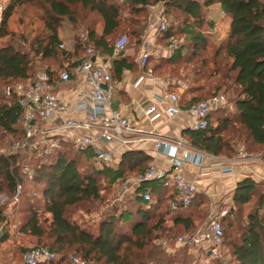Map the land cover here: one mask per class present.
Instances as JSON below:
<instances>
[{"label":"trees","instance_id":"trees-1","mask_svg":"<svg viewBox=\"0 0 264 264\" xmlns=\"http://www.w3.org/2000/svg\"><path fill=\"white\" fill-rule=\"evenodd\" d=\"M7 1L1 25L17 8L37 5L43 13L48 35L32 44L16 33L5 34L9 40L0 46V87L4 86L3 90L32 78L36 73V59L39 63L53 62V65L43 69L54 77L60 70L72 71L83 59L86 47H93L96 54L111 56L113 40L122 31L131 29V34L137 36L139 41L148 7L160 3L167 12L178 11L185 17L180 30L188 32L191 57H195L207 50V35L214 27L213 23L205 22V14L212 6H219L223 15L230 19L227 37L221 47L230 62L228 70L222 74L214 71L211 79L218 78V84L209 85V88L204 85L193 87L190 98L181 100V105L187 108L190 104L223 97L225 104L232 105V112L231 115L224 112L225 116H217L213 125V115L223 111L226 105L218 108L209 114L208 126L204 130L187 129L183 135L195 149L223 158H230L233 145L242 142L258 149L264 161V0ZM124 10L133 19H126ZM64 22L69 24L72 31L82 28V36L86 37V42L82 44V36L75 35L72 51L60 49L62 40L59 29ZM204 27L208 33L203 32ZM175 35V29L169 25L163 35L167 45V38ZM22 45H27V51L22 49ZM182 52L181 47L172 51L171 63L183 59ZM219 56L216 50L213 57ZM124 63L123 59L114 62L116 79L123 68L131 67ZM63 64L64 67L58 69ZM207 68L205 60H201L200 65L193 70V78L197 81ZM151 69L155 74L158 68ZM227 91L232 92L231 98ZM7 137L10 141L23 138L22 108L17 104L15 95L7 96L0 91V149ZM50 139L57 141V147L35 165L32 178L40 186L37 194L43 201V212L49 217L41 219L34 209L32 198H21L28 206V217L23 221L20 232L36 238L35 247L46 248L54 254L72 251L82 263L187 264L186 248H182L185 251L183 255L170 257L159 250L154 242L176 231L181 236L193 232L207 216L206 201L202 197H195L189 207L171 211L169 203L175 196L174 189L164 186L160 180L142 182L136 188L134 198L125 204L126 208L130 205L131 209L123 207L118 215L94 213L99 218L97 234H94L89 228L72 220L71 211L79 208L82 212H89L100 206L107 201V192L112 189L116 192V183L123 182L131 173L143 174L151 157L142 151H127L121 155L115 168H98L93 159L89 160L92 156L89 151L74 150L70 142L58 137ZM21 181L18 156L0 153V194H13ZM259 186L260 183L250 177L236 184L232 209L221 219V247L226 242V228H233L231 219L235 210L249 206ZM144 193H149L150 203L143 200ZM261 212L264 214V197L259 195L256 208L247 214L246 227L239 230L238 241L230 243L236 264H264V223ZM3 220L0 218V222ZM6 240L7 235L3 234V241ZM43 264H62V259Z\"/></svg>","mask_w":264,"mask_h":264},{"label":"built area","instance_id":"built-area-1","mask_svg":"<svg viewBox=\"0 0 264 264\" xmlns=\"http://www.w3.org/2000/svg\"><path fill=\"white\" fill-rule=\"evenodd\" d=\"M150 10L153 6L148 7ZM2 7L0 6V14ZM1 22V18H0ZM169 28V22L164 15L150 16L147 23V30L157 35H164ZM215 34L214 28L209 32ZM86 42V37H81V43ZM169 51L178 48V43L173 36L167 38ZM128 39L126 36L118 38L112 49V57L119 59L126 51ZM60 49L68 51L64 44ZM149 55L142 53L139 58V65L147 76H153V71L147 67ZM94 58V61L92 59ZM97 54L93 47H86L83 59L72 70H60L54 77H51L45 69L35 73L32 78L24 83H18L13 87L4 88L5 95H15L17 104L22 108V129L23 138L12 139L9 144V153L5 155H20L28 153L35 145L33 141L40 138H48V150L57 147V141L51 140L58 137L73 145L74 150L90 151L96 167L114 168V154L116 149H103L104 145L117 143L118 148L126 147L133 141H150L154 150L165 155L169 168L163 169L148 165L146 171L135 181L118 184L115 196L109 201L102 213H109L112 209H119L126 204V197L134 198L136 188L145 181L160 180L164 186L171 187L175 196L169 203L171 211L179 207L186 208L192 204L198 194V189L192 181H188L184 173V164L190 158H197L195 166L204 167L203 161L206 155L195 149L184 138H169L157 135L153 130H146L142 126L133 125L130 116H123L116 110L109 108L110 102L114 99L115 85L111 74L102 62H98ZM69 84L79 82L82 89L78 98L72 104L62 103L56 96L53 89V82ZM157 103L165 104V115L167 119H173L184 110L181 105V98L173 91L164 88L160 96L154 97ZM222 102L219 98L201 101L190 104L185 111L189 113L194 121L193 130H204L208 126L209 114L221 108ZM71 108L75 111L85 112L82 120L65 118ZM154 113L152 120L158 117L155 107H152L148 114ZM82 130L83 135H77L76 131ZM103 145V146H99ZM238 159L234 162L243 163L249 156L238 153ZM22 171L28 177L34 175V168L24 165ZM264 182V176L261 180ZM23 187L18 183L14 190L15 200L21 196ZM142 198L150 203L149 193H144ZM230 212V205L224 204L221 207L214 205L207 209L206 219L193 232L177 237L176 246L186 248L188 251H199L207 257H216L222 245L223 231L221 219ZM101 214V213H100ZM165 245V243H161ZM209 253V255H208ZM24 264H43L55 259V254L42 247H34L24 252Z\"/></svg>","mask_w":264,"mask_h":264},{"label":"rangeland","instance_id":"rangeland-1","mask_svg":"<svg viewBox=\"0 0 264 264\" xmlns=\"http://www.w3.org/2000/svg\"><path fill=\"white\" fill-rule=\"evenodd\" d=\"M200 2L202 0H199ZM7 0H0V6L2 7V12L0 14V18L2 19V13L7 6ZM218 6H212L207 14H205V22L213 23L214 28L216 29L215 34H206L208 36V48L206 51L201 52L195 57H191V46L188 45V32H181V28L183 23L185 22V17L181 15L178 11L171 10L169 12L166 11L164 5L162 3L153 6V9L150 10L148 8L146 18L144 19V28L142 31V35L140 40L138 41V37L131 34L130 30L122 31L114 40L115 42L118 38L122 36H127L128 44L126 46L127 53L138 54L141 48L144 46L146 42L154 43V46H151L148 49L150 53L148 67H157V72L154 74L160 78H165L170 84V91H173L179 95L181 100L186 101L190 98V93L193 87H198L204 85L209 88V85H213L218 80L211 79L213 77V73H226L228 70L230 62L224 56V52L221 49L224 40L227 37L228 29H229V18L222 14L221 19H212L210 17L213 16L216 12H219ZM124 17L126 19H133L131 16H128L127 11H123ZM158 16L164 15L169 22V25L173 27L176 31L175 40L178 43V47L183 49L184 58L180 61H175L171 63L170 56L172 52H169L167 48L166 40L163 39V35H157L155 33L149 32L147 30V23L150 16ZM91 20L93 17L90 18ZM140 19V17L138 18ZM212 19V20H211ZM0 22V46L9 40V36H5L7 33H16L17 35L23 36L29 43L35 44V42L39 39H42L48 35V32L45 29V19L43 13L39 6L37 5H24L20 8H17L12 16L5 22V24L1 25ZM196 31V30H195ZM207 28H203V32L205 33ZM208 33V31H207ZM60 37L64 38V46L66 49H70L75 43V35H79L81 37L84 35V31L82 28H77L75 31H72L69 24L64 22L59 29ZM23 50L27 51V45L21 46ZM168 50V51H166ZM218 51L220 56L218 58H214V52ZM140 54V53H139ZM138 54V55H139ZM201 60H205L207 65V69L205 73L202 71V77L199 76L196 81L193 78V70L200 65ZM170 62V63H169ZM53 65V62H38V59L34 61L35 72L41 71L45 67H49V65ZM65 64L60 66L58 69H62ZM52 67V66H51ZM54 67V66H53ZM57 67V66H56ZM55 67V68H56ZM175 74L176 76L172 75ZM218 84V82H217ZM3 87H0V91H3ZM228 97H232V92H226ZM222 102V107L226 105L223 111L216 113L213 115L211 119V123L215 125V118L217 116L223 117L227 114L231 115L232 105L225 104L224 98H219ZM226 112V113H224ZM48 138H40L35 139L33 141L35 147L25 154H20L18 156V165L20 169V173L22 175V187L23 191L19 199L15 200V195L9 193H1L0 194V218L4 220L0 222V264H24L22 256L25 251L34 248L37 245V240L34 237L29 236L28 234H23L20 232V227L23 221L28 217V206L25 205L23 200L32 198L34 201V209L38 211L41 219L48 218L49 216L43 212V201L41 200V196L37 194L40 186H37L32 178L28 177L22 171V167L24 165H28L32 168L35 167L39 161L43 160L50 151L48 150L47 144L49 143ZM10 138L7 137L4 143L1 146L0 153L7 154L11 150L9 149ZM70 144V143H68ZM231 157L227 158L230 160L238 159V153L241 151L243 154L249 155H260V151L256 148H252L247 144L235 143L231 148ZM92 155V154H91ZM261 158V157H260ZM93 156L89 157V160H92ZM262 160V159H260ZM264 162V161H262ZM264 164V163H262ZM140 173H131L126 176V179L123 181H129L130 183H135V181L141 176ZM122 182L116 183L115 186H118ZM115 191L112 189L111 192H107V198L104 203H101L100 206L96 207L92 211L82 212L79 208H74L71 211V219L83 225L84 227L89 228L93 231L94 234H97V225L99 222V218L95 216L94 213L100 215L102 211L107 207L109 201L115 196ZM37 195V196H36ZM262 195L264 197V182H260V186L258 189V193L255 196L254 200L251 202L249 206L244 208H240L235 210L233 218V228H226V242L223 247H221L218 251L216 257H207L205 254L199 251H183L182 248L176 246L175 240L177 237L181 236L180 232L171 233L170 236H162L158 238L154 243L158 247L159 250L164 252L166 255L170 257H175L178 255H183L182 252L186 253L185 260L187 264H236L232 258L230 243L238 241L239 230L244 229L247 225V214L249 212L254 211L256 208V201L258 196ZM22 196H25L23 200H21ZM34 197V198H33ZM126 201L130 198L126 197ZM21 200V201H20ZM23 202V203H22ZM123 207L119 209H112L109 213L112 215H118ZM125 209H131L129 205ZM123 208V209H124ZM232 209V205L230 206V210ZM263 223H264V214L261 212ZM206 219V218H205ZM153 222L155 220H152ZM203 222V221H202ZM199 223V225L202 224ZM169 225V224H168ZM198 225V226H199ZM3 234L7 235V240L3 241ZM165 243L162 245L161 243ZM62 259V264H91V263H82L80 259L76 256L72 251H66L62 254L55 253L54 262Z\"/></svg>","mask_w":264,"mask_h":264},{"label":"crops","instance_id":"crops-1","mask_svg":"<svg viewBox=\"0 0 264 264\" xmlns=\"http://www.w3.org/2000/svg\"><path fill=\"white\" fill-rule=\"evenodd\" d=\"M219 10L220 7L218 6ZM222 11L213 14L212 19H221ZM211 19V20H212ZM230 25V19H229ZM61 36V35H59ZM62 43L64 38L60 37ZM74 46V45H73ZM73 46L68 50L72 51ZM154 46V43L146 42L140 50V54H131L124 52L119 59H114L111 56L104 54H97V61L102 62L108 68L113 83L115 85L114 99L110 102L109 108L120 112L123 116H130L133 125L142 126L146 130H153L157 135L162 137H169L173 139L184 138L183 132L187 129L193 130L194 121L189 115L186 108L180 115L173 119H167L165 115V104L157 103L154 97L160 96L163 89L171 90L170 84L165 78L158 76H147L139 65V58L142 53L148 52V49ZM168 51V50H166ZM170 52V51H169ZM150 56V53H147ZM125 60L124 65H131L130 68H123L120 72L119 78H115L114 62ZM79 82H71L69 84L54 81L52 86L56 96L62 103L72 104L77 98L82 89ZM155 107V113L158 117L151 121L154 113L148 114L149 110ZM85 117V112L71 108L65 115V118L82 120ZM76 134L83 135L84 131L78 130ZM191 145V144H190ZM99 146H103L100 145ZM103 149H116L114 154V168L119 164L121 155L127 151H142L151 157L148 165L153 164L156 167L167 169L165 155L154 150L153 143L150 141H133L126 147L118 148L117 143H110L103 146ZM90 153V151H89ZM206 155L203 161L204 167L197 168V158H190L184 164V173L188 181H192L197 189V198L202 197L206 201V211L209 206L214 205L221 207L224 204L232 205V197L236 184L250 177L256 182H261L264 176V162L260 160V155L249 154V158L243 163L234 162L227 158L213 156L202 152Z\"/></svg>","mask_w":264,"mask_h":264},{"label":"water","instance_id":"water-1","mask_svg":"<svg viewBox=\"0 0 264 264\" xmlns=\"http://www.w3.org/2000/svg\"><path fill=\"white\" fill-rule=\"evenodd\" d=\"M92 61H94V58L92 59ZM208 255H209V253H208Z\"/></svg>","mask_w":264,"mask_h":264}]
</instances>
